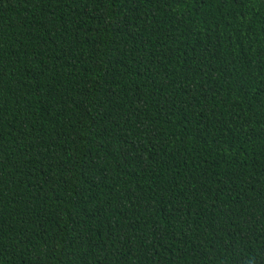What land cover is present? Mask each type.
<instances>
[{"label": "trees", "instance_id": "16d2710c", "mask_svg": "<svg viewBox=\"0 0 264 264\" xmlns=\"http://www.w3.org/2000/svg\"><path fill=\"white\" fill-rule=\"evenodd\" d=\"M0 264H264V0H0Z\"/></svg>", "mask_w": 264, "mask_h": 264}]
</instances>
